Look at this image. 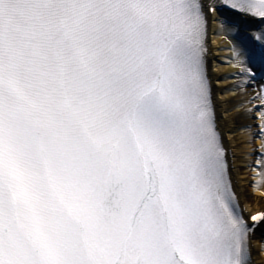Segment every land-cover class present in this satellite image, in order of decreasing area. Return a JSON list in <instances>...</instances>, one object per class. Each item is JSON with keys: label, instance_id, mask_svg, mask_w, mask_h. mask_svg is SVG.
Segmentation results:
<instances>
[{"label": "snow or ice", "instance_id": "1", "mask_svg": "<svg viewBox=\"0 0 264 264\" xmlns=\"http://www.w3.org/2000/svg\"><path fill=\"white\" fill-rule=\"evenodd\" d=\"M210 14L264 102V0H0V264H253Z\"/></svg>", "mask_w": 264, "mask_h": 264}, {"label": "bare ground", "instance_id": "2", "mask_svg": "<svg viewBox=\"0 0 264 264\" xmlns=\"http://www.w3.org/2000/svg\"><path fill=\"white\" fill-rule=\"evenodd\" d=\"M259 28H254L253 33L259 35ZM234 41L219 23L214 14L209 15L208 32L206 39L207 66L208 75L211 79L213 101L217 118L218 129L223 136V143L228 150V160L230 163L229 173L232 177L235 192L240 204L246 212H256L259 210L261 200H264V118L257 111L259 117V129L253 128L250 132H256L258 135L257 145L259 146L260 155L257 157V165L253 170V180L255 181V190L259 199L253 200L250 196L245 195L246 182L244 181V172L240 166H246L247 163L239 159V149H250L248 143H243L242 139L248 137V131L238 125L236 119L241 110L250 108L252 103L249 102L253 96L257 95L258 90L262 87L258 82L253 83L251 87L246 85V78L239 75L243 64L238 60L233 51ZM213 68V69H212ZM232 90V91H231ZM240 93V94H239ZM241 96L243 101L235 105L230 101L232 95ZM260 100V104H262ZM253 153V150H251ZM250 162L251 157L245 156ZM262 164V168H258ZM249 169V168H248ZM263 230V227L260 229ZM260 232L251 238L252 253L256 256L254 264H262L263 260L258 257L257 249L264 252V242H261ZM264 241V239H263ZM264 255V253H263Z\"/></svg>", "mask_w": 264, "mask_h": 264}, {"label": "rangeland", "instance_id": "3", "mask_svg": "<svg viewBox=\"0 0 264 264\" xmlns=\"http://www.w3.org/2000/svg\"><path fill=\"white\" fill-rule=\"evenodd\" d=\"M213 69V68H212ZM232 91V90H231ZM240 94V93H239ZM237 94L232 95L230 98L231 102H234L235 105L239 104L240 101H243L241 96H236ZM254 97H257V95L253 96L252 99L249 101L252 103V106L250 108L241 110L239 112V116L236 117L237 121L239 122L238 125L241 126V128H245L248 131V137L246 139H242L243 143H248L250 145V149H239V159L243 163H247L246 166L242 165L240 168H242L244 172V181L246 182L245 186V195L250 196L253 200L259 199V196L256 193L255 190V181L253 180L254 175L253 168L257 165V157L260 155L259 152V146L257 145L258 135L256 132H250L253 128L259 129V117L257 116L256 109L261 106L260 99ZM253 150V153L252 151ZM245 156L251 157L250 162L245 159ZM258 168H261V164L257 166ZM249 168V169H248ZM260 200V199H259ZM263 202V200H261ZM262 239V237H259ZM258 257H260L261 260H263L261 263L264 264V255L262 249H257Z\"/></svg>", "mask_w": 264, "mask_h": 264}]
</instances>
